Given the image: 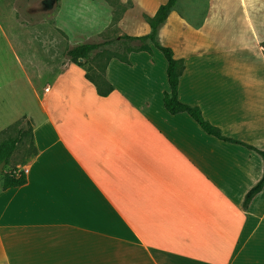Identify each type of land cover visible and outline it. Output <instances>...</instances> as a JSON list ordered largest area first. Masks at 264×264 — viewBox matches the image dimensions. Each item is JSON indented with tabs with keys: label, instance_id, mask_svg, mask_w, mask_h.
Segmentation results:
<instances>
[{
	"label": "crops",
	"instance_id": "1",
	"mask_svg": "<svg viewBox=\"0 0 264 264\" xmlns=\"http://www.w3.org/2000/svg\"><path fill=\"white\" fill-rule=\"evenodd\" d=\"M165 2L83 0L117 37L148 34ZM50 11L0 25V41H69ZM160 41L184 60L180 100L264 149V0H177ZM128 57L108 62V95L70 61L34 87L27 181L3 189L0 175V264H264V187L244 207L262 156L165 108L161 50Z\"/></svg>",
	"mask_w": 264,
	"mask_h": 264
},
{
	"label": "rangeland",
	"instance_id": "2",
	"mask_svg": "<svg viewBox=\"0 0 264 264\" xmlns=\"http://www.w3.org/2000/svg\"><path fill=\"white\" fill-rule=\"evenodd\" d=\"M61 6V3L57 5L52 0H0V25L16 19L28 20L36 16L41 17L45 10L51 9L47 13L53 16L54 23L62 17L61 21L65 24L64 28L67 29L69 38V41L51 42L0 41V128L9 126L20 116L22 127L28 128L27 117L39 110L33 93L34 87L42 92L45 84L52 83L50 66L55 72L58 66L70 61L67 52L73 46L112 39V43L102 49L124 54L127 46L134 44L116 40L119 33L111 25L101 33L96 31L94 26L98 25L95 22L100 11L98 6L88 7L83 0H66L63 8ZM56 27L60 29L58 25ZM98 57L103 64L107 55L100 52L92 53L88 65H96ZM5 136L0 134V140ZM31 151L30 135L26 134L16 148L10 163L4 164L2 170L18 167L22 160L29 157Z\"/></svg>",
	"mask_w": 264,
	"mask_h": 264
},
{
	"label": "trees",
	"instance_id": "3",
	"mask_svg": "<svg viewBox=\"0 0 264 264\" xmlns=\"http://www.w3.org/2000/svg\"><path fill=\"white\" fill-rule=\"evenodd\" d=\"M177 0H167V2L161 4L153 16L145 15L147 22L151 27V31L148 34L142 36H132L123 34L120 37H116V40L129 41L133 45L127 46V51L124 54H117L108 50L102 49L112 43V39H105L100 42H86L73 46L67 52L70 62L81 65L85 68L86 78L95 85L100 95H108L114 86L108 81L106 77V67L110 59L116 57L120 60L130 63L129 53L133 51H147L153 54V47L158 48L164 54L167 60V78L169 83V89L164 92V106L172 114L178 112H187L196 120V122L202 127L208 134L216 136L217 138L245 145L246 147L258 152L263 159V174L261 179L247 192L244 199V207L247 208L252 198L260 192L264 187V149L255 145L249 144L238 139H234L224 135L221 129L212 124L206 119L198 106L187 104L179 98V83L180 78L185 69V63L183 59H178L174 56V51L171 47L164 45L160 41V29L165 23L170 11L175 6ZM123 10L125 6L121 7ZM119 17H115L114 21ZM106 54L107 57L103 64H101V58H96V65H88V61L91 58L92 53ZM26 116H24L25 118ZM28 119V117H27ZM22 119L15 121L6 128L0 131L1 135H6L0 140V163L5 161V164H9L10 160L18 147L19 143L23 140L26 134L30 135V147L32 148L29 157L22 160L21 165H25L28 161L37 153V148L34 143V134L30 119H28V128L22 127ZM2 188L7 189L10 187L20 186L26 183L27 175L23 169H19L17 166L11 170H2Z\"/></svg>",
	"mask_w": 264,
	"mask_h": 264
},
{
	"label": "water",
	"instance_id": "4",
	"mask_svg": "<svg viewBox=\"0 0 264 264\" xmlns=\"http://www.w3.org/2000/svg\"><path fill=\"white\" fill-rule=\"evenodd\" d=\"M4 164H5V161H2V162L0 163V171H2Z\"/></svg>",
	"mask_w": 264,
	"mask_h": 264
},
{
	"label": "built area",
	"instance_id": "5",
	"mask_svg": "<svg viewBox=\"0 0 264 264\" xmlns=\"http://www.w3.org/2000/svg\"><path fill=\"white\" fill-rule=\"evenodd\" d=\"M46 90H49V87H46Z\"/></svg>",
	"mask_w": 264,
	"mask_h": 264
}]
</instances>
